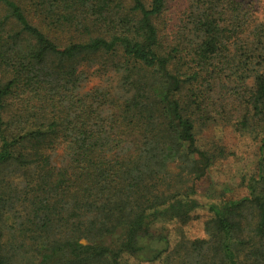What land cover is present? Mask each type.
<instances>
[{"label": "trees", "instance_id": "1", "mask_svg": "<svg viewBox=\"0 0 264 264\" xmlns=\"http://www.w3.org/2000/svg\"><path fill=\"white\" fill-rule=\"evenodd\" d=\"M168 2L0 0V212L19 175L32 264H264V22ZM214 120L259 143L257 174L190 240Z\"/></svg>", "mask_w": 264, "mask_h": 264}, {"label": "rangeland", "instance_id": "2", "mask_svg": "<svg viewBox=\"0 0 264 264\" xmlns=\"http://www.w3.org/2000/svg\"><path fill=\"white\" fill-rule=\"evenodd\" d=\"M252 1V0H251ZM187 0H169L168 17L171 21L178 19L186 8ZM256 17L264 22V0H253ZM197 145L203 151L211 154L213 165L207 176L199 183L195 198L199 208L194 212V220L185 228V235L190 239L205 237L204 223L208 219V206L222 200H235L245 197L248 192L246 183L250 177L257 174L259 159V143L251 135L238 133L231 126L220 120H214L205 126L196 127ZM17 189L6 192L5 197L11 209L0 212L3 230L4 256L9 264H32L36 259L32 237L27 232L28 203L20 202L22 188L21 177L15 175L12 179ZM174 224H167L171 231V241L176 240ZM15 231V232H14ZM18 231H22V236ZM154 264H161L159 262Z\"/></svg>", "mask_w": 264, "mask_h": 264}]
</instances>
